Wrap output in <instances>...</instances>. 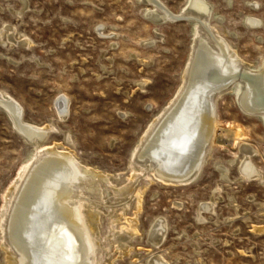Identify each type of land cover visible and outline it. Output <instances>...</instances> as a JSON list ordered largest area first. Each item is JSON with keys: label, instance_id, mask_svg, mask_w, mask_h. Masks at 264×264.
Wrapping results in <instances>:
<instances>
[{"label": "rangeland", "instance_id": "1", "mask_svg": "<svg viewBox=\"0 0 264 264\" xmlns=\"http://www.w3.org/2000/svg\"><path fill=\"white\" fill-rule=\"evenodd\" d=\"M160 1L174 15L183 14L188 3ZM208 1L213 12L224 18L220 28L241 56L262 65L264 0ZM26 3L27 10L23 0H0V30L15 26V39L26 35L33 42L28 49L10 42L0 45V52L14 60L0 59V89L23 106L27 121L55 123L62 132L52 141H64L63 132H69L74 141L71 149L82 162L114 175L115 184L125 186L132 174L129 163L134 148L180 86L194 39L192 26L183 17L173 23L151 22L147 18L151 4L144 0ZM245 17H255L263 25L249 29ZM154 40L155 46L150 44ZM63 95L69 100L66 122L59 121L54 105ZM218 111L223 136L243 135L264 154V125L242 111L235 95L220 99ZM20 137L0 111V222L5 196L31 158V148ZM239 159L242 155L234 144L218 143L194 185L141 180L139 186L145 191L140 206L134 197L136 188L128 198L126 218L138 222V234L130 240L128 251L113 243L111 222L120 207L111 195L102 206L100 225L103 243L110 245L104 263L148 264L162 255L170 264H264V179L243 183ZM253 161L264 175L263 157ZM220 165L229 168L227 179L219 172ZM209 200L216 203L214 211H201ZM160 218L167 221L169 231L155 249L148 233ZM124 223L121 217L117 227ZM2 245L0 232V264H8Z\"/></svg>", "mask_w": 264, "mask_h": 264}, {"label": "bare ground", "instance_id": "2", "mask_svg": "<svg viewBox=\"0 0 264 264\" xmlns=\"http://www.w3.org/2000/svg\"><path fill=\"white\" fill-rule=\"evenodd\" d=\"M145 1L151 4L147 11L151 22L173 23L186 18L194 39L180 86L152 118L132 152L129 163L132 174L125 186H117L114 175L82 162L71 149L74 141L69 132H63L64 141H52V136L60 135L62 130L52 121L43 124L27 121L23 106L0 89V111L31 148V158L5 196L1 215L2 247L8 264H105L104 254L110 245L106 247L103 243L100 225L102 206L111 195L120 207L111 222L113 243L128 251L130 240L138 234L137 220L126 218L128 198L136 188L134 197L140 206L145 187H140L139 182L147 180L175 187L194 185L218 143L237 147L242 155L239 179L243 183L263 182V171L253 159L257 156L264 159V154L243 135L223 136L218 102L226 94H233L242 111L259 118L264 125V62L256 66L241 56L236 44L220 28L224 18L213 12V4L208 0H188L181 15H174L160 0ZM23 3L27 10L28 2ZM244 22L252 30L263 25L255 17H245ZM15 36V26L7 25L4 31L0 30L1 47L8 42L27 49L33 45L26 35L16 39ZM155 43L154 40L150 44ZM0 59L14 61L1 52ZM54 105L59 121L66 122L69 100L59 96ZM217 168L227 179L229 168L221 165ZM215 205L214 200L203 203L201 211L213 212ZM121 217H125V223L119 229ZM203 220L200 214L199 221ZM168 231L163 218L152 224L148 238L155 249L165 242ZM148 264L170 263L158 255Z\"/></svg>", "mask_w": 264, "mask_h": 264}]
</instances>
